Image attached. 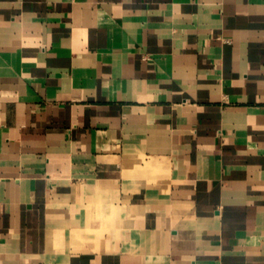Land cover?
Listing matches in <instances>:
<instances>
[{"label": "crops", "instance_id": "1", "mask_svg": "<svg viewBox=\"0 0 264 264\" xmlns=\"http://www.w3.org/2000/svg\"><path fill=\"white\" fill-rule=\"evenodd\" d=\"M0 264H264V0H0Z\"/></svg>", "mask_w": 264, "mask_h": 264}]
</instances>
